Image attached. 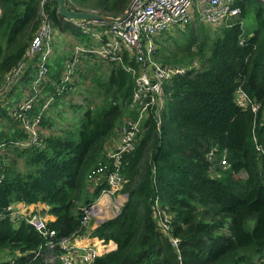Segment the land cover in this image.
Returning <instances> with one entry per match:
<instances>
[{
	"label": "trees",
	"instance_id": "1",
	"mask_svg": "<svg viewBox=\"0 0 264 264\" xmlns=\"http://www.w3.org/2000/svg\"><path fill=\"white\" fill-rule=\"evenodd\" d=\"M130 2L67 0L73 9L114 16ZM232 4L239 7L238 16L212 36L188 23L155 38L156 57L163 63L183 64L195 56L198 63L164 83L159 129L151 111L135 148L123 156L127 181L121 192L127 199L120 213L84 226L83 207L95 203L106 186L102 182L92 190L88 174L108 162L105 146L122 119L138 113L135 77L127 66L139 62L128 51L122 61L83 51L71 79L64 81L76 45H93V37L60 14L57 0H0V90L8 73L25 59L44 14L54 28L52 42L59 30L79 42L49 55L47 79L39 84L41 93L31 110L38 113L53 96L43 110L40 144L17 145L26 132L10 114L17 101L35 93L38 58L10 91L0 94V143H6L0 264H58L49 260L46 236L9 209L16 202L46 217L56 236L78 233L101 244L113 241L116 247L102 251L95 264H264V158L255 146H264V0ZM247 15L254 25L245 33L242 18ZM102 67L106 69L97 75ZM17 87H26V93L16 92ZM239 88L258 104L256 111L237 103ZM69 95L73 110L57 123L51 113H62L56 109ZM5 118L12 124L4 125ZM156 196L159 210L170 217L167 233L154 217ZM169 234L180 238L181 262Z\"/></svg>",
	"mask_w": 264,
	"mask_h": 264
},
{
	"label": "built area",
	"instance_id": "2",
	"mask_svg": "<svg viewBox=\"0 0 264 264\" xmlns=\"http://www.w3.org/2000/svg\"><path fill=\"white\" fill-rule=\"evenodd\" d=\"M238 13L239 7L233 5L232 0H135L131 11L120 21L103 22L87 18L70 19L83 32L93 37L94 44L76 45L73 59L66 62L63 74L64 81L71 79V74L80 59L79 54L83 51L93 52L106 60L114 61H122L124 52L128 51L139 62L138 66H127V69L135 77L133 100L138 105V113L136 116H126L122 119L118 128L119 135L115 142L109 141L105 146L108 162L89 172L88 182L93 183L92 190L105 182L106 186L102 189L101 196L104 194L113 195L122 191L127 181V177L122 172L123 156L135 148L137 137L151 111L155 118L156 128L159 129L165 102L164 83L175 75L183 74L189 67L195 66L160 62L156 57L157 44L155 38L157 35L170 30L172 25L183 26L191 22L227 26L237 17ZM53 37V25L48 16L44 14L42 23L26 52L25 59L8 73L0 94L8 92L14 87L36 57L38 58V71L35 86L47 79V61L52 52ZM37 95L38 93L35 92L33 96L17 101L10 110L12 116L21 120L22 127L26 132L25 138L15 141L17 145L22 147L41 143L43 110L48 107L53 96H49L42 109L33 114L31 110ZM235 98L242 107L249 106L253 111L258 108V104L241 88L236 90ZM5 145V142L0 143V180L4 177L1 157L6 148ZM255 146L264 158V146L259 143H256ZM220 162L226 164L224 158ZM154 202L156 206L155 220L163 232L167 233L170 217L159 210L157 196ZM96 206L97 201L83 207L82 225L89 226L91 218L98 214V210L95 212ZM121 206L117 205L113 211L114 216L120 213ZM9 209L19 219H25L46 236L51 262L55 261L58 264H95V259L101 253L100 247L97 244L82 242L84 238L90 237L89 235L73 233L69 236L59 237L56 236L55 229L48 227L46 217L40 213L31 212L32 210L25 203H13L9 205ZM169 238L181 262L179 255L180 238L173 234H169Z\"/></svg>",
	"mask_w": 264,
	"mask_h": 264
},
{
	"label": "rangeland",
	"instance_id": "3",
	"mask_svg": "<svg viewBox=\"0 0 264 264\" xmlns=\"http://www.w3.org/2000/svg\"><path fill=\"white\" fill-rule=\"evenodd\" d=\"M189 24L191 26H193L194 28L197 27L200 30H204L205 33L208 34L209 36H212L214 34V31L218 28V26H212L210 23H203V22H191ZM242 25H243L242 27H243L245 33L250 32L252 30L253 25H254L253 16L252 15H247V16L243 17L242 18ZM183 26H185V25H183ZM177 27H182V26L178 25V24L177 25H172L170 30L166 31L165 33L166 34H174L175 33V29ZM55 30H57V29H55ZM166 37H167L168 42H170L172 44V38H170L169 36H166ZM52 43H54L53 47H52L53 51H55V49H56L57 51L62 52V51H67V50L69 51L70 49H73L75 47V45L77 43H79V42H78V39L72 33L68 32V31H60L59 30V31L56 32V40H54V42H52ZM99 58L100 57H98V56L95 57V59L97 61H100ZM195 58L196 59H192L191 58L190 60H188L186 63H183V64L184 65H188V66L189 65H197L198 60H197L196 56H195ZM158 59H159V57H158ZM159 61H160V59H159ZM160 62H162V61H160ZM105 69H106L105 67H102V68H99L95 72L97 73V75H100L99 72L102 71V70H105ZM89 75H91V74H89ZM90 80H91L90 76L86 77L87 84H90V82H91ZM82 82H84V81H82ZM38 86H35L34 92L40 94L41 92H40V88H38ZM25 88L26 87L18 89V87H17L15 89V91L16 92L26 93V91L24 90ZM27 88H29V87L27 86ZM15 96L16 95H13L12 98H14ZM69 97L72 98L70 95L68 97L66 96V98H65L66 103L65 104H61L56 109V110H61L62 113L61 112L53 113L54 111L51 113V116H54L55 121L57 123H61L62 122V118L65 119L66 115L69 114V112H71L73 110V109H70L69 101L67 102ZM73 99H74V101L81 100L77 96H74ZM3 122H4V125L8 124V123L12 124V121L9 118H5V121H3ZM113 132H114V134H113L114 137H116V136L118 137V135H119L118 127ZM124 197H127V194H124ZM121 203H122L121 200H118V199L114 200L113 204H112L113 207H112V210H111L110 213L113 214V211L116 209L117 205L121 206ZM97 210L98 209H97V206H96V211L95 212H97ZM105 216H107V214Z\"/></svg>",
	"mask_w": 264,
	"mask_h": 264
},
{
	"label": "crops",
	"instance_id": "4",
	"mask_svg": "<svg viewBox=\"0 0 264 264\" xmlns=\"http://www.w3.org/2000/svg\"><path fill=\"white\" fill-rule=\"evenodd\" d=\"M0 13H1V8H0ZM117 136L116 137H112L111 142H115ZM101 165V164H100ZM100 165H98L97 167H99ZM97 167L93 168L96 169ZM92 169V170H93ZM90 188L93 187V183H89ZM124 192H118L114 195H108V194H104L102 196L99 197V199L97 200V207H98V214L94 215L91 218L90 223H92L93 221L96 222H101L107 218L113 217L114 215L111 214V210L113 207V201L118 199L122 201V204L125 202V200L127 199V197H124ZM107 214V216H105ZM90 226V224H89ZM82 242L85 243H93V244H97L100 247V252L103 253L102 251L105 250H111L114 249L116 247V244L113 241H110L108 243L105 244H100L101 241H99L98 239H96L95 237L91 236V237H86L83 239Z\"/></svg>",
	"mask_w": 264,
	"mask_h": 264
},
{
	"label": "water",
	"instance_id": "5",
	"mask_svg": "<svg viewBox=\"0 0 264 264\" xmlns=\"http://www.w3.org/2000/svg\"><path fill=\"white\" fill-rule=\"evenodd\" d=\"M58 1V11L60 14H62L64 17L68 19L73 18H87V19H95L98 21L103 22H114V21H120L123 18H125L128 13L131 11L133 4L135 0H131V2L128 4L126 9L118 16L110 15L101 13L97 10L92 9H73L67 4V0H57Z\"/></svg>",
	"mask_w": 264,
	"mask_h": 264
}]
</instances>
